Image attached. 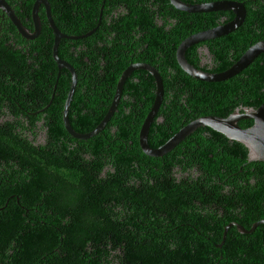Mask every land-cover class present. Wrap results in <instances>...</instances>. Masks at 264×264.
<instances>
[{"label": "trees", "instance_id": "16d2710c", "mask_svg": "<svg viewBox=\"0 0 264 264\" xmlns=\"http://www.w3.org/2000/svg\"><path fill=\"white\" fill-rule=\"evenodd\" d=\"M32 1L27 0L26 7ZM143 1L133 3L138 8ZM153 1L161 4L160 15L175 19L169 31L157 28L145 19V13L136 11L133 23L126 24L122 18L114 25L99 26L100 37L103 30L114 29L99 56L86 54L90 51L81 48L83 39H59L56 54L65 57L75 71L66 114L74 131L87 132L101 119L117 77L128 63L124 60H133L129 52L139 44L135 34H141L139 40L144 42L151 40L150 34H170L177 45L186 35L213 26L219 12L232 17L230 11L172 12L166 7L167 0ZM237 1L245 8L244 21L233 33L219 38L216 57L221 62L215 72L228 67L250 44L264 39V0ZM187 15L194 27L187 23ZM38 17L40 36L28 42L32 45L29 52H36L37 56H30L39 63L38 71L45 73L52 68L45 60L52 44L46 39L49 30L41 21L42 14ZM24 39L5 19L0 33L1 64L23 68ZM63 42L73 47L69 56ZM169 67L177 69V77L163 88V99L147 131L150 147H157L197 116H225L236 107H256L264 100V53L217 82L200 81L177 66ZM138 70L142 69L132 70L124 79L116 108L104 127L88 138H72L64 130L59 104L49 105V117H42L40 128L45 137L38 146L26 138L25 130L37 127L33 118L40 113L28 115L23 122L0 125V264H264V223L249 233L230 226L217 246L228 222L247 229L264 218V161L247 162L241 143L198 127L189 134L212 131L218 135H196L191 149L196 144L201 147L196 166L202 175L188 176L189 180L169 178L166 159L182 141L159 157L141 152L137 132L154 95L153 89L139 90L132 79L139 76ZM58 73L54 99L62 102L70 74L67 69ZM173 81L177 88L171 86ZM156 116L162 120L156 121ZM191 165L189 159L182 168ZM209 206L214 208L204 209Z\"/></svg>", "mask_w": 264, "mask_h": 264}, {"label": "flooded vegetation", "instance_id": "af4514ba", "mask_svg": "<svg viewBox=\"0 0 264 264\" xmlns=\"http://www.w3.org/2000/svg\"><path fill=\"white\" fill-rule=\"evenodd\" d=\"M4 1L6 5L13 11L15 17L18 19L23 29L30 32L32 29L31 6L30 8L26 7L25 3L27 0ZM181 1L187 2L184 0ZM45 2L48 7V15L51 18L52 16L54 17V19L51 20L53 22V25L59 30L60 34H65L68 36L83 35L97 24L89 34L79 37V39H83L81 41V48H84V51L86 52L90 51L86 54L96 53L95 55L99 56L103 50L101 48L108 47L110 40L114 36V29H111L107 32L103 30L100 34L102 36L100 37L98 35L100 30L99 26L114 25L122 18L124 19L123 22H125L126 24L133 23L137 19L136 11L137 13H145L147 15V17L145 18L146 20H150L151 22L155 23L157 25V28L161 26V29L164 31H169L171 26L175 24L174 18H168L166 16L160 15V13L158 12V8L161 6V4L159 2H154L153 0H144L140 3V6L138 8L135 7L133 0H45ZM166 7H171L172 12H174L173 9L175 8L169 3L168 0ZM36 11L42 14L41 21H45L44 26L49 30V33L47 32L45 36L46 39H51L50 43L52 44L53 33L49 26V23L47 22L48 20L45 17L44 4L39 2ZM132 11H134L135 13L132 14ZM147 13L152 15V18H149ZM5 19L8 20V18L4 16L2 11L0 10V33L1 27H5ZM191 19L192 18H189V16L187 15V23L190 27H194V23ZM223 20L224 18H220L219 22ZM58 26H61L68 32L60 30ZM40 31L41 27L39 26L38 34L33 39H24L25 41L23 42V45L25 46V48L21 50L24 62L22 65V69L20 66L18 68H14L11 63H0V125H3V122L5 121L10 122L12 120L23 122L28 120V115L36 116L38 113H40L38 117L33 118L37 127H33V130L31 132L25 130L26 138L36 146L41 144L45 137V131L43 128H40V126L43 121L42 117H49L47 112L49 111L47 110L48 106L57 104L61 105L60 114L62 120V106L65 99L64 98L62 102L61 100L57 102V100L54 99L55 92L58 91V72L60 69L65 68L56 67V63L51 55V47L50 54L48 56L46 55L45 60L46 62L52 64V68L46 70L45 73L42 70L38 71L39 63H36V61L30 56L37 55L34 51L29 52V49L32 48V45L28 42L33 41L34 39L39 37ZM93 32L95 33L93 34ZM174 33H176V30H174ZM18 35L21 38H24L22 35ZM8 36L11 38V35ZM220 37L221 36L205 39L191 45L185 53L186 60L194 67L201 69L202 71L215 72L214 68L218 63L221 62V60L216 57V50L218 51V47H220L221 43V40L219 39ZM135 38L139 41V44L136 49H133L131 52H129V55L133 57V60H124L128 61L126 65H128L129 63H143L153 66L161 77L163 91V88L165 87L167 81L172 80V78H174L175 80V78L177 77V69L173 67L172 70H169L171 69V67L167 68V66L171 65L177 66L175 61V54L173 53V50L175 51L176 45L172 41V36L170 34L162 33L158 34L157 37H155L153 36V34H150L148 38H150L151 40L149 42H144L142 40H139L142 37L141 34L137 33L135 34ZM59 39L65 38L61 37ZM166 41L168 43H166ZM8 42H10V40H8ZM173 45L175 46V48H173ZM90 46H92L94 50H86V47ZM64 47H67V49L65 50V54L69 56V50L73 47H71L70 44L63 42V48ZM166 48L170 49L166 50ZM58 57L69 63V61H67L65 57ZM84 60H86V55H84ZM117 60L118 59L114 60V62ZM18 62L20 64L21 60L18 59ZM53 64H55L56 72H54L53 70ZM130 74L128 76H130ZM137 74L141 76L142 80L140 82L138 81L139 76L132 79H134L138 84L139 90L143 91L153 89L152 91L154 95L155 82L152 76L143 70H138ZM177 85L178 84L175 82V84L171 86L177 88ZM180 96L182 97L183 94H180ZM162 97L163 96H161V101L163 99ZM161 120L162 118L160 116H156V121ZM206 134L208 136L218 137V135H216L212 131H204L202 133H198V131L193 132L192 134H188L181 140L182 143L180 146H176V144V147L173 150H169L170 153L166 159L169 163V178L173 177L175 181H178L179 179H188V176H190L195 179L200 174L199 170L197 171L198 168L196 166V160L199 158L200 154L198 153L201 151V147L196 144L193 149L191 148L194 145L196 135H198L199 137H208ZM204 139L206 141L208 140L207 138ZM192 153L197 156H190ZM185 154L188 155L185 156ZM189 159L193 163V165H191L192 167L182 168V165H187ZM160 163L162 164L163 162ZM145 164L147 167V160L145 161ZM147 170L149 171V168H147ZM250 181H252V179H250ZM213 208L209 206L204 209L210 211V209Z\"/></svg>", "mask_w": 264, "mask_h": 264}, {"label": "water", "instance_id": "95a60500", "mask_svg": "<svg viewBox=\"0 0 264 264\" xmlns=\"http://www.w3.org/2000/svg\"><path fill=\"white\" fill-rule=\"evenodd\" d=\"M169 3L176 9L184 12H209V11H221L230 10L233 13L231 20L216 26L203 29L194 33H191L180 40L175 48V60L181 70L190 77L205 81V82H217L233 76L234 74L245 68L258 54L264 53V39L259 40L247 47L243 53L227 68L218 72H205L192 66L184 57V51L190 45L199 41L233 33L244 21L245 10L242 2L236 0H212L208 2L188 3L181 0H168ZM41 2L44 4L45 17L48 20L50 28L53 30V39L51 46V55L56 63V67H63L68 70L70 74V82L66 91L65 99L62 106V126L64 130L72 137L76 139L88 138L97 132H99L111 116L112 112L116 108V104L119 99L121 86L127 75L134 69H143L149 73L154 82L155 90L152 103L145 113L137 132V144L141 152L150 157H159L171 150L179 141H181L186 135L198 127H208L213 131L221 133L227 139L234 140L241 143L244 146L246 152V161H264V100L256 107L241 106L234 108L230 113L225 116L217 115H201L188 121L181 127H179L170 137H168L163 143L157 147H150L147 143V131L152 122V119L159 106L162 96L161 78L157 73V70L149 65L143 63H129L119 73L114 85L111 100L102 115L98 123L89 131L79 133L74 131L67 120V107L75 85V71L73 67L66 61L60 59L56 55V47L59 37L76 39L89 34L96 25L90 29L86 34L67 36L60 34L59 31L52 24L51 18L48 15V7L45 0H35L31 5V19L32 29L30 32L25 31L20 25L18 19L15 17L13 11L8 7L4 0H0V10L13 24L16 32L22 35L26 39H33L38 34L39 21L37 17V5ZM102 3V1H101ZM101 7V4H100ZM100 10V8H99ZM99 19V12H98ZM97 19V23H98ZM258 223H264V218L255 222L246 229L242 225L236 222H228L223 226L221 233V241L217 246H220L225 237V232L228 227L234 226L235 229L241 233H249Z\"/></svg>", "mask_w": 264, "mask_h": 264}, {"label": "clouds", "instance_id": "9594fccd", "mask_svg": "<svg viewBox=\"0 0 264 264\" xmlns=\"http://www.w3.org/2000/svg\"><path fill=\"white\" fill-rule=\"evenodd\" d=\"M237 1V0H236ZM201 2H208V1H201ZM240 2V1H239ZM189 3V2H188ZM196 3H198V2H196ZM243 4V3H242ZM244 7V6H243ZM176 9V8H175ZM178 10V9H177ZM244 10H245V8H244ZM221 11H230V10H221ZM184 12V11H183ZM209 12H216V11H209ZM231 12V11H230ZM188 13H207V12H188ZM37 14V17H38V12L36 13ZM231 14H232V17H233V13L231 12ZM245 15V14H244ZM232 17L231 18H228V16L226 15V14H223V13H221V12H219V15H218V18H217V20L214 22V25L213 26H216V25H218V24H221V23H224V22H226V21H229V20H231L232 19ZM51 18V17H50ZM220 18H224V20L223 21H221V22H219V19ZM52 19V18H51ZM38 21H40L39 20V17H38ZM52 21V20H51ZM31 22H32V20H31ZM48 22V21H47ZM52 24H53V22H52ZM39 26H40V22H39ZM213 26H211V27H213ZM56 29H57V27H55ZM207 28H210V27H207ZM207 28H204V29H207ZM52 30V29H51ZM58 30V29H57ZM201 30H203V29H201ZM38 31H39V29H38ZM59 31V30H58ZM198 31H200V30H198ZM197 32V31H196ZM52 33H53V30H52ZM60 33V32H59ZM194 33V32H193ZM191 34V33H190ZM63 35H65V34H63ZM189 35V34H188ZM68 36V35H67ZM187 36V35H186ZM222 36V35H221ZM219 37V36H218ZM59 38H61V37H59ZM63 38H65V37H63ZM184 38V37H183ZM69 39H71V38H69ZM260 40H262V39H260ZM58 41H59V39H58ZM259 41V40H258ZM180 42V41H179ZM178 42V43H179ZM200 42V41H199ZM256 42V41H255ZM178 43H177V45H178ZM57 44H58V42H57ZM195 44V43H194ZM253 44V43H252ZM176 45V46H177ZM193 45V44H192ZM251 45V44H250ZM249 45V46H250ZM191 46V45H190ZM189 46V47H190ZM248 46V47H249ZM189 47H187L186 49H185V51H184V57H185V53H186V51H187V49L189 48ZM57 48V47H56ZM243 53V52H242ZM241 53V54H242ZM174 54H175V51H174ZM186 59V58H185ZM176 61V60H175ZM188 62V61H187ZM234 62V61H233ZM232 62V63H233ZM231 63V64H232ZM176 64H177V62H176ZM230 64V65H231ZM192 65V64H191ZM177 66H178V64H177ZM193 66V65H192ZM179 67V66H178ZM196 68V67H195ZM227 68V67H226ZM179 69H181L180 67H179ZM198 69V68H197ZM143 70V69H142ZM201 70V69H200ZM145 71V70H144ZM146 72V71H145ZM158 73V72H157ZM159 74V73H158ZM160 76V75H159ZM161 78V77H160ZM161 85H162V82H161ZM71 99V98H70ZM64 102V101H63ZM69 105V104H68ZM68 108V107H67Z\"/></svg>", "mask_w": 264, "mask_h": 264}]
</instances>
